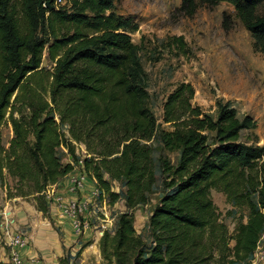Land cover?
Returning a JSON list of instances; mask_svg holds the SVG:
<instances>
[{"label":"trees","instance_id":"16d2710c","mask_svg":"<svg viewBox=\"0 0 264 264\" xmlns=\"http://www.w3.org/2000/svg\"><path fill=\"white\" fill-rule=\"evenodd\" d=\"M55 1L0 0V124L7 121L13 133L7 148L0 144V178L4 170L14 181L7 197H32L44 213L45 190L73 170L57 150L74 160L75 144H82L89 157L81 168L98 195L116 197L109 178L123 184L127 208L144 205L156 182L149 143L156 122L138 47L126 32L131 21L107 13L111 0H67L71 10ZM221 2L233 7L264 54V0H180L179 11L191 18L198 7ZM222 25L228 29L226 16ZM170 39L187 53L182 37ZM46 46L50 70L42 67ZM193 97L182 82L163 104L162 122L171 130L161 131L160 143L179 158L172 165L159 157L169 192L149 217L151 246L136 234L131 214L122 213L115 233L104 232L99 241L111 264H246L257 248L264 231V147L240 140L254 121L239 120L226 105L212 118ZM211 190L247 211L232 236Z\"/></svg>","mask_w":264,"mask_h":264},{"label":"rangeland","instance_id":"374dc122","mask_svg":"<svg viewBox=\"0 0 264 264\" xmlns=\"http://www.w3.org/2000/svg\"><path fill=\"white\" fill-rule=\"evenodd\" d=\"M111 2L112 7L107 13L131 21L126 32L138 47L137 56L146 75L147 107L156 122L155 135L149 142L154 149L156 182L153 191L146 204L133 209L125 204V188L120 181L107 178L110 191L116 197L105 193L98 195L100 191L96 181L89 179L81 168L84 159L89 157L85 147L75 144L74 160L65 149L57 150L61 162L73 166L72 172L65 176L54 192L63 201H49L47 210L42 213L36 210L32 197H7V189L13 187L14 181L3 170L0 178V259L4 256V261L8 250L4 245L2 228L6 223L11 232L25 240L26 247L19 252L25 253L28 264H111L101 257L99 241L104 232L115 233L122 213L131 214L136 234L147 247L151 246L149 217L160 198L169 192L164 187L159 157H165L172 165L179 158L177 151L165 150L160 143L161 131L171 130L162 122V109L167 96L182 82L192 86V103L199 106L204 114L215 118L218 108L226 105L234 108L239 120L249 116L254 121V128L243 131L240 140L248 145L264 147V54L260 42L245 30L230 4L202 5L193 17L188 18L179 11L180 0ZM70 5L69 1L63 0L61 7L71 10ZM224 16L229 19L228 29L222 25ZM42 37L47 38V35ZM172 37H182L186 54L171 42ZM46 48L42 67L50 70L52 63ZM67 128V125L60 126L66 135ZM12 137L10 124L3 121L0 124L1 146L7 148ZM76 173L86 177L84 188L70 196L68 179ZM69 197L85 206L75 218L60 214L62 202ZM210 198L227 226L229 236H232L236 224L245 222L247 211L228 203L225 195L216 190L210 191ZM74 224L79 226L80 232L76 231ZM258 244L259 248H264V231ZM228 246L232 248L234 242L230 241ZM253 257L246 264H250ZM32 260L36 262L32 263Z\"/></svg>","mask_w":264,"mask_h":264},{"label":"built area","instance_id":"2783aa9c","mask_svg":"<svg viewBox=\"0 0 264 264\" xmlns=\"http://www.w3.org/2000/svg\"><path fill=\"white\" fill-rule=\"evenodd\" d=\"M63 4V0H56L55 5L60 6ZM85 176L81 173H76L75 176H71L68 180V190L70 196H73L77 193V191H80L84 188V181ZM51 189V190H50ZM48 189L45 193L46 199L49 201H53L54 203H58L63 201L62 198L59 196H55V187L51 186V188ZM64 204L60 207V214L62 217H69V218H75L76 215L81 212L83 209H85V206L79 205L72 197H69V199L65 200V202H62ZM74 228L77 232H80V228L77 224H74ZM3 230V238H4V245L6 247L7 255H6V261L5 257L3 256L0 259V263L2 264H26L24 260L21 258L19 250H22L26 247L25 240L16 233H13L10 231V226L8 223L4 224ZM259 245V244H258ZM257 245L256 251L253 254V259L250 262V264H264V248L261 249ZM36 262L35 260H32V263Z\"/></svg>","mask_w":264,"mask_h":264},{"label":"crops","instance_id":"0c3cea01","mask_svg":"<svg viewBox=\"0 0 264 264\" xmlns=\"http://www.w3.org/2000/svg\"><path fill=\"white\" fill-rule=\"evenodd\" d=\"M64 179H65V177L60 181V183H62V181H63ZM60 183L57 184V185H54V187H55V188H56V187L58 188V187H59L58 185H60ZM67 186H68V185H67ZM20 255H21V258L24 260L25 263H27V264L30 263V262L26 261V259L24 258V256H25V253H24V252H21V251H20Z\"/></svg>","mask_w":264,"mask_h":264},{"label":"water","instance_id":"95a60500","mask_svg":"<svg viewBox=\"0 0 264 264\" xmlns=\"http://www.w3.org/2000/svg\"><path fill=\"white\" fill-rule=\"evenodd\" d=\"M46 6H48L50 9L52 8L51 6H49V4H47Z\"/></svg>","mask_w":264,"mask_h":264}]
</instances>
